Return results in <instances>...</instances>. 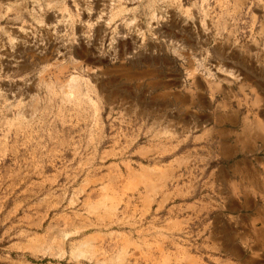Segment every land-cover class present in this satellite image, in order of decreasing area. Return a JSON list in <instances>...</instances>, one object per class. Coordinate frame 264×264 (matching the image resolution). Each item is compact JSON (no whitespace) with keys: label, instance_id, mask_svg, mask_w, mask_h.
<instances>
[{"label":"rangeland","instance_id":"374dc122","mask_svg":"<svg viewBox=\"0 0 264 264\" xmlns=\"http://www.w3.org/2000/svg\"><path fill=\"white\" fill-rule=\"evenodd\" d=\"M188 101L264 108V0H0V264H239L149 158Z\"/></svg>","mask_w":264,"mask_h":264},{"label":"crops","instance_id":"0c3cea01","mask_svg":"<svg viewBox=\"0 0 264 264\" xmlns=\"http://www.w3.org/2000/svg\"><path fill=\"white\" fill-rule=\"evenodd\" d=\"M157 116L150 115L149 158L163 163L171 157L168 163L177 169L176 177L187 168L194 178L197 164L204 165L198 170L204 187L180 191L191 200L175 206L177 212H188L181 217L179 211L176 224L198 217L201 237L223 244L230 252L226 258L264 264V108L191 106L188 101L161 114L154 126ZM158 133L159 144L154 139ZM184 162L190 165L179 170Z\"/></svg>","mask_w":264,"mask_h":264},{"label":"bare ground","instance_id":"6f19581e","mask_svg":"<svg viewBox=\"0 0 264 264\" xmlns=\"http://www.w3.org/2000/svg\"><path fill=\"white\" fill-rule=\"evenodd\" d=\"M143 171V169H142ZM139 176L137 177V180L139 183L142 184H147V183H152L154 182L156 179L162 181V183L164 182L163 180L166 178L167 179V174L166 171L164 172L161 169H157V172L154 174L151 171H147V169L145 171H143L141 174H138ZM170 176V175H169ZM179 176V175H178ZM154 178H156L154 180ZM136 180V179H135ZM154 180V181H152ZM154 184V183H153ZM156 184V183H155ZM159 184V183H158ZM160 188V187H159ZM194 191V190H193Z\"/></svg>","mask_w":264,"mask_h":264}]
</instances>
